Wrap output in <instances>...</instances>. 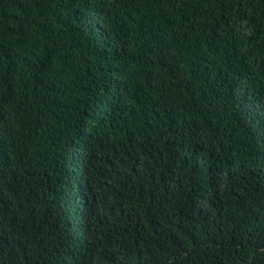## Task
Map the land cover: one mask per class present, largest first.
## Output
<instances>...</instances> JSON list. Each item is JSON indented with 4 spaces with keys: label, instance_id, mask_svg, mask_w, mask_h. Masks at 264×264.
<instances>
[{
    "label": "trees",
    "instance_id": "obj_1",
    "mask_svg": "<svg viewBox=\"0 0 264 264\" xmlns=\"http://www.w3.org/2000/svg\"><path fill=\"white\" fill-rule=\"evenodd\" d=\"M0 264H264V0H0Z\"/></svg>",
    "mask_w": 264,
    "mask_h": 264
}]
</instances>
